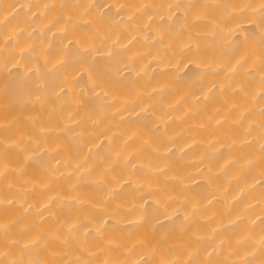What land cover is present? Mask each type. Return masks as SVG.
Returning <instances> with one entry per match:
<instances>
[{"label":"bare ground","instance_id":"6f19581e","mask_svg":"<svg viewBox=\"0 0 264 264\" xmlns=\"http://www.w3.org/2000/svg\"><path fill=\"white\" fill-rule=\"evenodd\" d=\"M0 264H264V0H0Z\"/></svg>","mask_w":264,"mask_h":264}]
</instances>
